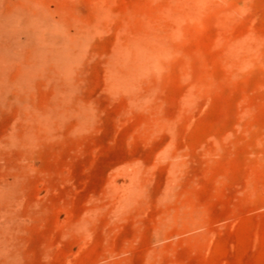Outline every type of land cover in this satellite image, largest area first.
Here are the masks:
<instances>
[{
	"label": "rangeland",
	"instance_id": "1",
	"mask_svg": "<svg viewBox=\"0 0 264 264\" xmlns=\"http://www.w3.org/2000/svg\"><path fill=\"white\" fill-rule=\"evenodd\" d=\"M0 264H264V0H0Z\"/></svg>",
	"mask_w": 264,
	"mask_h": 264
},
{
	"label": "bare ground",
	"instance_id": "2",
	"mask_svg": "<svg viewBox=\"0 0 264 264\" xmlns=\"http://www.w3.org/2000/svg\"><path fill=\"white\" fill-rule=\"evenodd\" d=\"M27 21V20H26ZM17 23V22H16ZM27 23V22H26ZM47 23V22H46ZM21 25H23V24H21ZM33 26H35V25H33ZM60 44H61V42H60ZM58 46V45H57ZM65 46V45H64ZM124 49V48H123ZM36 52V51H35ZM49 53H51V51L49 52ZM48 53V54H49ZM67 60V59H66ZM37 62V61H36ZM25 77V76H24Z\"/></svg>",
	"mask_w": 264,
	"mask_h": 264
}]
</instances>
